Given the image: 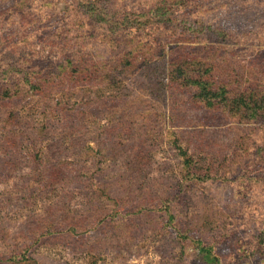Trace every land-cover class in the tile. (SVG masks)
Returning <instances> with one entry per match:
<instances>
[{
	"label": "rangeland",
	"instance_id": "1",
	"mask_svg": "<svg viewBox=\"0 0 264 264\" xmlns=\"http://www.w3.org/2000/svg\"><path fill=\"white\" fill-rule=\"evenodd\" d=\"M180 2L0 0V264H264V121L163 79L167 53L208 54L206 34L157 16L100 31L105 11L172 8L224 31L214 61L251 78L264 0Z\"/></svg>",
	"mask_w": 264,
	"mask_h": 264
},
{
	"label": "trees",
	"instance_id": "2",
	"mask_svg": "<svg viewBox=\"0 0 264 264\" xmlns=\"http://www.w3.org/2000/svg\"><path fill=\"white\" fill-rule=\"evenodd\" d=\"M176 1L177 0H174V2ZM153 13L149 16L145 15L146 18L143 22L138 20L136 22H128L127 20H122L120 18H116L115 21L117 22H113L109 13L105 11L100 15V17L105 18L104 23H100V31L115 29L113 39H127L132 30L136 31L143 29L147 21L151 24L148 23L146 25L152 26V23L154 22L151 20V17L153 18L157 16V21L166 20L169 23L162 25L165 30L172 32L173 30H178L181 26H184L187 30H191V34L199 33V36L206 34V40L203 39L204 42L202 41V43H204V47L207 48L206 51L209 50L208 54L199 57L198 53L200 52V48L197 45H190L188 47L191 49L189 53L190 55L186 56L183 61H181L183 56L180 57V54L171 55L170 53L168 55L167 53L165 63L161 65L164 68H168V75L166 76L167 72H164L163 79L168 78L166 81L167 84L175 83L182 87L191 88V90H193L194 99L203 103L205 107L223 110L224 112H227L230 117H236L238 118V121L241 122L263 123L264 76H262V74L264 72V59H252L251 64L257 69L254 71L255 75L252 73L250 75L251 78H247L246 81L243 83L241 82L240 84L234 74V69L230 70L227 65H225L227 62L214 61L215 55L223 56L221 53L222 49L217 46V44L225 42L224 36H222L224 31L218 29L214 30V28L210 26H200V23L196 25L193 24L195 26H192L189 19H187V22L189 23V26H187V23L185 22L186 20H180L182 14L180 13L179 15L178 11L172 8H168L166 11V8L160 6V8L157 7ZM162 17H165V19H162ZM180 29L184 31L183 28ZM121 30L124 31L122 32ZM208 35L210 37L207 40ZM175 48L178 50L181 46H176ZM66 58L70 59V56H66ZM69 62L72 63L71 61ZM181 65L183 66L184 71L180 70ZM61 67H64L63 69L66 68L63 65H61ZM157 82L158 84L162 83L161 79ZM233 85L237 86L235 87ZM182 153L185 155L186 151H182ZM184 164H190L189 158H185ZM199 251L201 252V249H199ZM202 251L204 253L201 261H212L210 251H206L205 249H202Z\"/></svg>",
	"mask_w": 264,
	"mask_h": 264
}]
</instances>
